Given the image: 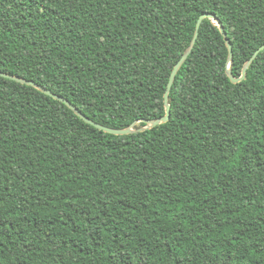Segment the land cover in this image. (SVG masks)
Wrapping results in <instances>:
<instances>
[{
    "label": "trees",
    "instance_id": "obj_1",
    "mask_svg": "<svg viewBox=\"0 0 264 264\" xmlns=\"http://www.w3.org/2000/svg\"><path fill=\"white\" fill-rule=\"evenodd\" d=\"M202 13L240 76L264 0H0V71L125 128ZM227 62L204 18L126 134L0 75V264H264V48Z\"/></svg>",
    "mask_w": 264,
    "mask_h": 264
},
{
    "label": "water",
    "instance_id": "obj_2",
    "mask_svg": "<svg viewBox=\"0 0 264 264\" xmlns=\"http://www.w3.org/2000/svg\"><path fill=\"white\" fill-rule=\"evenodd\" d=\"M204 18H209L212 21H214L216 23V25L218 26V28L220 29V32L222 33V35L225 38L227 47H228V62H227V74L230 77L231 81L236 83L239 82L243 79H245L246 77V71L247 68L249 67L250 63L253 61V59L256 57L257 53L264 48V44H262L261 46H259L256 51L252 54V56L245 62L243 68H242V72L241 75L236 77L232 74L231 71V63H232V59H233V51H232V44L229 40V38L227 37V34L224 30V26L222 25L221 21L219 20V18H217L214 14L211 13H202L196 22V26H195V31L192 37V41L189 45V47L186 49V51L182 54V56L179 58V60L175 63V65L172 68V71L170 73L169 76V80L166 86V90L164 92V106H165V113L164 115L157 117V118H152V119H138L133 121L128 127L125 128H114L111 126H107L104 124H101L99 122H96L95 120L91 119L90 117H88L87 115H85L84 113H82L79 108L74 105L73 103H71L67 98L58 95L56 93H54L52 90L45 88L44 86L38 84L37 82H35L34 80H30V79H26L24 77H20L18 75H14V74H10L7 72H2L0 71V75L13 79L15 81L24 83V84H28L31 85L37 89H39L40 91L44 92L45 94L63 102L64 104H66L76 115H78L80 118H82L85 122L101 129L104 130L106 132L112 133V134H126V133H130V132H134V131H142L145 129H149L151 127L156 126L157 124L160 123H164L167 122L170 118V114H171V107H170V103H169V92L170 89L172 87L173 81L175 79V76L178 72V70L180 69V67L182 66V64L184 63V61L186 60L188 54L190 53V51L192 50L194 43L196 41V38L198 36V32H199V27L203 21ZM139 122H143L144 125L139 126L137 128H135V125H137Z\"/></svg>",
    "mask_w": 264,
    "mask_h": 264
}]
</instances>
